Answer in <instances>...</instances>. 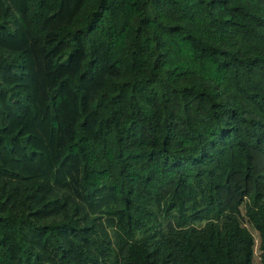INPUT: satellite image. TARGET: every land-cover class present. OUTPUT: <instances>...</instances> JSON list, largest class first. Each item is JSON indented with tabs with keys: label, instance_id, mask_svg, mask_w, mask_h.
Masks as SVG:
<instances>
[{
	"label": "trees",
	"instance_id": "1",
	"mask_svg": "<svg viewBox=\"0 0 264 264\" xmlns=\"http://www.w3.org/2000/svg\"><path fill=\"white\" fill-rule=\"evenodd\" d=\"M0 264H264V0H0Z\"/></svg>",
	"mask_w": 264,
	"mask_h": 264
},
{
	"label": "rangeland",
	"instance_id": "2",
	"mask_svg": "<svg viewBox=\"0 0 264 264\" xmlns=\"http://www.w3.org/2000/svg\"><path fill=\"white\" fill-rule=\"evenodd\" d=\"M252 231H253L254 236L256 238V241H255V252H256V254H258V248H257L258 236H257V232L255 230H252Z\"/></svg>",
	"mask_w": 264,
	"mask_h": 264
}]
</instances>
